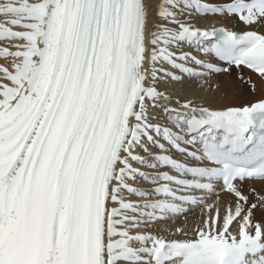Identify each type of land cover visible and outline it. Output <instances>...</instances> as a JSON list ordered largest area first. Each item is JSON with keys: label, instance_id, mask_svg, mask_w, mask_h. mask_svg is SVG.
<instances>
[{"label": "snow or ice", "instance_id": "snow-or-ice-1", "mask_svg": "<svg viewBox=\"0 0 264 264\" xmlns=\"http://www.w3.org/2000/svg\"><path fill=\"white\" fill-rule=\"evenodd\" d=\"M0 60V264H264V0H0Z\"/></svg>", "mask_w": 264, "mask_h": 264}, {"label": "bare ground", "instance_id": "bare-ground-1", "mask_svg": "<svg viewBox=\"0 0 264 264\" xmlns=\"http://www.w3.org/2000/svg\"><path fill=\"white\" fill-rule=\"evenodd\" d=\"M221 22V21H220ZM231 22L233 23V24H238L237 23V21L236 20H231ZM192 23H194V24H196L197 26H200V27H202V28H204V27H208V28H210L213 24H215V20H209V21H207V22H203V19H199V18H197V19H193L192 20ZM220 24H222V25H225V23L224 22H222V23H220ZM228 26L229 28H231V29H233V30H237V31H239V30H242L243 29V25H240V24H238L239 26L237 27V26ZM217 27H220L221 25H216ZM258 30V29H257ZM0 63H2V61H0ZM251 74H250V72L249 71H247L246 69L242 72V73H238V75H237V79H240L241 77H243V79L245 80V76H250ZM226 79L227 80H229V82H230V78H227L226 77ZM253 79H255V78H253ZM245 81H247V79L245 80ZM210 86V85H209ZM161 87L163 88V85H161ZM239 91H240V95H239V97H238V99L241 97V96H243V95H246V94H248L249 95V92L248 91H246L245 90V86L244 85H240V87H239ZM180 95H182V96H184V95H195V96H197V97H199V96H202L203 95V93H201V92H199V91H197L196 89H195V86H193V89L191 90V91H185V92H183V93H179ZM255 94L257 95V96H251V95H246L247 96V98L250 100V99H252V101L251 102H254L255 100H257V99H259V98H261V92H260V90H259V85H258V88H257V91L255 92ZM235 100V99H234ZM223 199L224 200H227L228 199V197L227 196H224L223 197ZM198 214V213H197ZM196 214H192L191 216H189V219L191 220L192 218H194V216H195ZM182 220H183V218H181V220H179V221H177V223L179 224V223H182Z\"/></svg>", "mask_w": 264, "mask_h": 264}, {"label": "rangeland", "instance_id": "rangeland-1", "mask_svg": "<svg viewBox=\"0 0 264 264\" xmlns=\"http://www.w3.org/2000/svg\"><path fill=\"white\" fill-rule=\"evenodd\" d=\"M207 21H209V20H203V22H207ZM222 22H224L225 24H227L228 26H235L236 24H233L231 21H216L215 20V25H221V26H224V25H222V24H220V23H222ZM237 27L239 26L238 24L236 25ZM0 61H2V63H3V60H0ZM246 79H248V76H245V80ZM225 80H227L226 79V77H224V76H219V77H217V76H213V77H211V78H209V80H208V86L210 85V86H214L217 82H219V83H221V84H223L224 82H225ZM249 92V95H251V96H257L255 93H252V92H250V91H248ZM246 95H248V94H246ZM246 95H243V96H241L239 99H238V97L235 99V100H233L232 102L233 103H236L237 105H239V104H243V103H247V102H250V101H252V99H248L247 98V96ZM248 95V96H249ZM191 216V215H190Z\"/></svg>", "mask_w": 264, "mask_h": 264}]
</instances>
